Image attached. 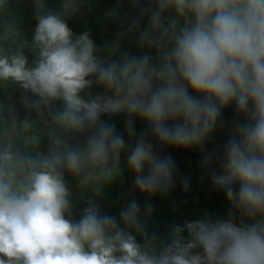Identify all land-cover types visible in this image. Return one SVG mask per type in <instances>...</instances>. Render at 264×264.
Returning a JSON list of instances; mask_svg holds the SVG:
<instances>
[{"label": "rangeland", "instance_id": "1", "mask_svg": "<svg viewBox=\"0 0 264 264\" xmlns=\"http://www.w3.org/2000/svg\"><path fill=\"white\" fill-rule=\"evenodd\" d=\"M41 1L39 0L38 4ZM92 1L70 0L66 8L73 10L80 6H88ZM127 1L129 0H119L118 5ZM144 1L152 12L153 20L144 29H128L123 35L129 43L126 47L116 48V40H113L109 46V41H106L104 48L96 50L90 39L80 43L73 34L57 35L56 20H46L29 29H16L7 35L0 33V36L6 39L22 37L21 43L11 42L12 51L3 54L2 58L16 57L27 60L32 63L30 66L34 72L39 70L42 79L57 85L55 92L42 103L36 98L29 97L0 103V264H21V260L30 257L16 253L14 245L17 243L16 236L18 237L20 228L13 220L17 212L10 207V200L17 186L28 179L31 180L38 175L46 179V193L49 195H61L63 190H69V198L61 205L60 210L64 219L70 221H73L72 214L79 211L80 206L85 213L89 215L92 213V207H86L91 201L89 197L88 200L86 198L88 191L80 190L84 184L78 182L77 171L86 172L89 168L94 160L91 153L93 148L101 146L100 151H107L108 143H112L109 150V165L123 162L131 169L129 177L131 182L133 180L142 186L148 184L155 176L150 177L144 173L146 162L148 164L163 162L172 153L161 156L152 155L149 151L129 153L125 151L122 140H120L122 145L120 144V148L114 153L113 145L119 139L112 142L113 134L119 131L123 123L153 119L156 115V103L160 98H165L173 112L179 113L186 98V88L196 87L197 91L194 94L196 98L216 97L212 75L218 65L217 49L221 52L228 49L249 51L252 58L243 65L256 74L257 81L255 91L240 107L241 112L237 115L234 127L222 130L227 138L225 153L239 149L244 155L246 166L240 171V178L232 184L235 186H231L229 198L233 202L235 213L225 220V228L217 239L214 240L215 236L209 238L211 241L214 240L210 246L224 242L233 258V264H256L263 258L259 255L260 249L251 236V231L257 232L259 234L257 239L264 244V214L253 211L248 190L251 176L256 172L257 175H261L263 166L257 164L258 159L250 162L248 157V151L256 146L255 143L250 144L248 127L253 118L249 132L252 139L258 141L260 133L255 121L260 117L258 108H264V53L261 54V50L254 47L264 43V0H221L223 4H220V0ZM166 5H170L171 8L167 15L162 16L160 10ZM232 12L237 14L236 18ZM254 18L262 26L252 32L247 26ZM226 26H234L236 29L247 27L244 29L245 36L240 40L233 35L231 38H224L223 28H227ZM46 36L53 38L46 41ZM78 42L79 47L76 48ZM205 48L210 50L207 58L192 60L189 59L191 56L185 55L190 52L198 53ZM15 49L16 55H13ZM98 52L101 53L97 54ZM182 55L187 57V61L176 59ZM171 61L174 64H171ZM94 126L96 129H92ZM256 143L258 147L255 151L261 147L259 141ZM256 154L258 155V152ZM91 168L97 173L86 180V187L91 191L98 189L96 200L102 201V205L109 204L114 213L126 219L128 216L125 213H129L131 206L138 204L139 201L138 197L132 195L134 193L132 185L128 195H123L124 192L117 191L115 183L107 184L108 176H105L108 169L101 171L98 166ZM163 179L158 177L155 185ZM143 205L144 218L133 224L134 233L145 228V225L153 227L156 216L155 226L162 224L160 216L154 213L155 209L147 202ZM192 210L182 220L188 222ZM145 214L151 218L145 217ZM204 216L206 211L201 209L197 218L201 220ZM81 217L82 215L79 219ZM205 218L211 219L212 216ZM214 220L213 218L208 235L214 234L219 228L218 221ZM240 221H244L243 224L246 226L240 225ZM3 231L5 237L8 236L6 239L10 240L8 245H13V248L8 250L13 257H7L6 252H3ZM245 232L251 236L253 244L250 241L240 243L233 241L236 233L239 235ZM68 233L69 231L63 234L64 240L59 243L55 255H64L65 252L60 251L68 247L67 254L70 256L71 264L83 256L90 258V250H83L84 245L88 244L85 240L90 236L89 231L81 229L63 247V242L69 238ZM191 238L189 237L190 240ZM155 241L152 240V243ZM163 244L164 242H159L155 245L159 247ZM178 244L181 246V243ZM23 246L27 247L20 241L18 249L23 250ZM219 246L222 248L223 256H228L226 247ZM92 247H98L94 241ZM182 247L177 254L183 257L196 253L195 249L202 250V246H195L189 250L186 249L187 246ZM238 248L240 255L236 253ZM69 250L72 251L68 252ZM168 253L172 254L169 250L164 251V254ZM237 257H241L242 260L236 261ZM200 258L202 256L198 257ZM172 259L173 261L169 263ZM152 262L183 264L175 262L173 256H169L167 263H164L166 261L157 254L153 255ZM92 263L100 264V258H94Z\"/></svg>", "mask_w": 264, "mask_h": 264}, {"label": "trees", "instance_id": "2", "mask_svg": "<svg viewBox=\"0 0 264 264\" xmlns=\"http://www.w3.org/2000/svg\"><path fill=\"white\" fill-rule=\"evenodd\" d=\"M69 1L43 0L41 7H37L35 0H0V30L29 29L43 21L56 20L57 35L70 33L71 36H77L80 43L90 39L97 50L104 48L106 41H109V46L113 40H116V48L126 47L129 43L123 37L124 33L128 29H144L153 20L152 12L144 0H129L121 5H118L119 0H94L88 6H80L73 10L66 8V3ZM220 4H223V1L220 0ZM170 8V5H166L160 10V14L167 15ZM231 14L237 17L235 12ZM261 26L254 18L247 27L254 32ZM226 27L223 28L224 38H231L233 35L240 40L245 36L244 29L247 27L240 29L234 26ZM230 31L233 32L229 34ZM49 38L48 36L47 39ZM11 42V39L0 37V51L12 50ZM254 48L261 50V54L264 53V43L255 45ZM209 52L210 50L205 48L198 53L190 52L185 55L191 56L189 59L192 60H201L207 58ZM216 52L218 65L212 75V86L217 92L216 97L196 98L194 94L197 88L193 86L186 88V98L179 113L173 112L165 98H160L156 103V115L153 119L130 122L122 131L121 139L128 152L147 150L154 155L172 153L163 162L146 166L147 173L168 175V178L158 181L159 183L148 190L153 195V199L147 204L155 209L154 213L160 216L162 224L158 226L154 224L155 227L145 225V228L133 232V242L125 246H116L129 251L126 256L128 264H142V262L153 264L147 250L149 252L153 250L154 255L162 256V260L166 262L172 255L179 257L181 263L189 264L200 254V251L183 257L177 254L182 250V246H187L186 249L189 250L208 242L211 237L221 235L225 228V220L233 214V202L229 198L231 186H235L232 184L240 178V171L245 160L244 155L237 148L228 154L225 153L227 138L222 130L234 127L240 107L256 87L257 77L252 70L243 65L252 58L249 51L228 49L221 52L217 49ZM185 55L176 59L187 61ZM171 64L174 62L171 61ZM12 68V64L11 66L0 65V103H8L11 99L21 97L36 98L44 102L55 92L57 88L55 83L44 82L40 75L28 74L29 76L21 77L12 75V71L9 72ZM259 110L264 111V108L260 107ZM261 111L259 119L255 121L260 133L258 141L261 144L257 151L255 149L258 147L256 143L258 141L252 139L249 132L251 127H248L250 144L257 145L253 150L248 151L250 162L255 160L253 156L257 155V152L256 158L264 162V113ZM249 125H253V118ZM107 164V154L100 153L93 167L98 166L101 171H105ZM130 174L124 164L116 163L111 172L106 175L108 176L107 184L115 183L119 190L127 186ZM257 174L256 172L251 176V189L248 184L249 201L253 211L263 215L264 174ZM46 186V179L37 176L18 185L11 200L17 208L14 221L21 227L20 237L16 236L17 241L23 242L24 245L32 243L36 250L35 256L24 258L21 264H40V261H42L41 264H71L67 251L59 258H53L54 250L57 248V241L64 237L65 232L69 231V238L66 240H70L78 234L81 227H75V223L73 226V222L70 223L69 229L65 226L60 207L67 202L69 190L62 191L61 195H49L46 193ZM205 193H207L206 199L203 200L202 195ZM133 208L136 209L135 205ZM201 209L206 211V216L199 220L197 215ZM190 210L192 212L189 215V221L182 220ZM77 214V212L73 213L72 217H76ZM145 216L151 217L148 214ZM209 216L212 218H205ZM105 218L109 219L111 215ZM213 218L214 221H218L219 228L214 234L208 235ZM240 222V225L246 226L243 224L244 221ZM161 232H165L164 235L159 234ZM237 233L233 238L236 243L250 241L253 244L250 237H254L260 249L259 255L263 257L256 264H264V244L257 239L259 234L253 231L251 236L246 232L239 235ZM189 237H192L191 240ZM152 240L156 241L152 243ZM85 241L88 244L84 245L83 250H90V258L80 257L73 264H93L94 258H101L110 253V244L105 240L97 242L88 236ZM92 241L98 246L97 248L92 247ZM159 242H164V246L170 249L172 254H164L167 250L163 251L155 245ZM178 243H181V246ZM2 245L3 252L10 248L5 241ZM221 250L214 252V260L209 264H233L232 257L223 256ZM140 251L146 256L142 257ZM236 253L240 255L239 248ZM237 259L242 260L241 257H237L236 261Z\"/></svg>", "mask_w": 264, "mask_h": 264}, {"label": "crops", "instance_id": "3", "mask_svg": "<svg viewBox=\"0 0 264 264\" xmlns=\"http://www.w3.org/2000/svg\"><path fill=\"white\" fill-rule=\"evenodd\" d=\"M94 1V0H93ZM68 3V2H67ZM66 3V4H67ZM16 30V29H15ZM8 31H13V30H7L6 31V33H3V34H6L7 35V33H8ZM21 32V31H20ZM11 41H19L20 43L22 42V37H13L12 39H11ZM30 64H32L31 62H29V61H27V60H20L19 62H17L16 63V72L18 73V74H21V75H23V76H26V75H28L30 72H34L33 71V68H31V66H30ZM29 66V69H27L28 68V66ZM38 75H40V72H39V70L36 72ZM128 118H129V116H128ZM126 125H128V124H122V126H121V128L119 129V131L118 132H116L115 134H113V140H112V142L114 141V140H116V139H119L114 145H113V148H112V150L114 151V153H115V151L116 150H118L119 148H120V146L122 145L121 144V142H120V140H122V139H120V136H121V134H122V131H123V129H124V126H126ZM263 126H264V121H263ZM230 129V128H229ZM250 140H251V138H249ZM112 143H108V147H107V151H100V150H102V148H101V146L100 147H98V148H96V149H92V154L94 155V160H93V162L91 163V165L89 166V168L86 170V172H84L83 170H81V171H77V174H78V176H79V178H78V182H80V184H84V185H82V187H81V189L80 190H87L88 191V194H87V200H88V197H89V201H91V203L90 202H88L89 203V205L88 206H86V207H92V213L89 215L88 213H85V211H84V209H82L81 208V206H80V208H79V211L77 210V211H75L74 213H78L77 214V216L76 217H79L80 215H82V218H84L85 217V215H87L88 217H89V219L90 220H96V221H98V220H100V224L99 225H101V226H99V227H97V226H95V225H93V226H91L90 228H89V230H90V232L92 233V234H90V236L92 237V238H94L95 236H96V234H99L101 231H105V230H108V229H110L111 227H114L115 228V231H116V233H119L117 230H118V226H122L121 224H120V221H118L117 219H114V221L113 222H110V224L109 223H107V219L104 217L105 215H106V212H107V210L109 211V212H111L112 214H115L116 215V213H114L113 211H112V209H111V207H110V205L109 204H107V205H102L101 203H102V201H100V202H98L97 200H96V196H97V193H98V189L97 190H93V191H91L88 187H86V180H88V179H90L91 178V175H94V174H96L97 172H95V171H93V169L91 168V167H93L94 166V164H95V162L97 161V156H99L100 155V153H105V154H107V161H108V164H107V167H106V169H108L109 171L107 172V174L108 173H110L111 172V170H112V168H114V165L116 164V163H114V165H109V150H110V145H111ZM121 144V145H120ZM98 151V152H97ZM67 152H69V151H67ZM126 152H128L127 150H126ZM151 153V152H150ZM152 154V153H151ZM152 155H154V154H152ZM162 155H164V154H162ZM226 155V154H225ZM161 156V155H160ZM218 156H220V155H218ZM166 160V159H165ZM122 164H124L128 169H129V171H130V173H131V169L128 167V165L127 164H125V163H123V162H121ZM157 163H161V162H156V163H153V164H157ZM148 165V163L146 162V165H144V173L147 175V176H150V177H153V176H155L153 179H151L150 180V182L148 183V184H146V185H138V183L137 182H134L133 180H132V182H131V180H130V183H129V185L128 186H126L125 188H123L120 192H123L125 189H127L128 187H130L131 185V187H132V189H134V193L132 194V195H134V196H136V197H138L139 198V201H138V204H140V207L135 211V214H136V217H137V219H141V218H144V210H145V208L144 209H142V204H144L145 202H148V203H150V202H152V199H153V195L148 191L156 182H157V180H158V177H160V178H168V175H166V174H162V175H159L158 173H147L146 172V166ZM246 166V162H244L243 163V165H242V168H244ZM79 169V168H78ZM105 169V170H106ZM106 174V175H107ZM163 176V177H162ZM107 177V176H106ZM116 187H117V184H116ZM63 191H65V190H63ZM143 194V195H142ZM142 195V196H141ZM142 199H143V201H142ZM11 202V201H10ZM138 204H134L135 205V207L138 205ZM9 205H10V203H9ZM133 205V206H134ZM133 206H131V208H133ZM10 207L14 210V211H16L17 212V208L12 204V202H11V205H10ZM107 209V210H106ZM118 215V214H117ZM150 216V215H149ZM91 217V218H90ZM155 219H156V217H155ZM155 219L153 220V225H154V222H155ZM13 220H15V218L13 219ZM65 220V219H64ZM73 222V226H74V223H76L77 224V227H79V221H78V219L77 220H65V226H67V227H69L70 226V223H72ZM14 224L16 225V223H15V221H14ZM76 224H75V227H76ZM20 229H21V227L20 226H18ZM154 227V226H153ZM71 228H72V226H71ZM121 228V227H120ZM81 229V228H80ZM68 230V229H67ZM5 232H3V236H4V241L6 242V238H8V236L7 237H5ZM18 237H20V230H19V233H18ZM62 240H64V239H59V242H61ZM9 242H10V240H7V244H9ZM58 242V241H57ZM9 246V245H8ZM18 246H20V241H17V243H16V245H14V248L18 251V252H20V254H24V255H30V257L31 256H35V252H36V250H35V247L32 245V244H28V245H26L27 247H24L23 246V250H19L18 249ZM10 248H11V246H10ZM25 248H28V249H25ZM57 249L58 248H56L55 250H54V255H53V258H59L60 256H61V254H60V256H56L55 254H56V251H57ZM67 249H68V247H65V248H63V250H61L60 252H62V251H64V252H66L67 251ZM9 249H7V251H6V255H7V257H13L12 256V254H11V252L9 253V251H8ZM29 257V258H30ZM28 259V258H27Z\"/></svg>", "mask_w": 264, "mask_h": 264}, {"label": "clouds", "instance_id": "4", "mask_svg": "<svg viewBox=\"0 0 264 264\" xmlns=\"http://www.w3.org/2000/svg\"><path fill=\"white\" fill-rule=\"evenodd\" d=\"M38 1L39 0H35V3H36V5H37V7H41V5L43 4V0L41 1V3L40 4H38ZM15 30V29H12V28H5V29H3V30H0V33L3 35V33H6V31L7 30ZM18 30V29H17ZM19 30H22V29H19ZM8 32H10V31H8ZM1 38H4L3 36H0ZM47 37L48 36H46V41H48V39H47ZM50 38V40L53 38V37H51V36H49ZM40 43H42V42H40ZM12 50H5V49H3V50H1L0 51V61H3V62H0V65H5V64H7V65H10L11 66V64L13 65V68L11 69V70H9V72L10 71H12V75H16V76H23V75H21V74H18L17 72H16V63L17 62H19L20 60H22L21 58H16V57H14V58H11V59H5V58H2L3 56V54H8V53H10ZM13 55H16V53H14V51H13V53H12ZM27 69H29V68H27ZM14 70V71H13ZM31 74H33V75H38L36 72H30L29 73V75H31ZM29 75H26V76H29ZM32 76V75H31ZM40 78H41V76H40ZM41 80H43L44 82H46L44 79H42L41 78ZM47 83H51V82H47ZM57 87V86H56ZM255 89H256V87L253 89V91H252V94H253V92L255 91ZM251 94V95H252ZM251 95L249 96V98L251 97ZM248 98V99H249ZM247 99V100H248ZM246 100V101H247ZM42 103V102H41ZM38 104H40V103H38ZM260 109V107L258 108V110ZM259 111H261V110H259ZM241 111H238V113H240ZM261 112H263L264 113V111H261ZM238 113H237V115H238ZM236 115V116H237ZM140 121V120H139ZM130 122H126L125 124H129ZM133 123V122H132ZM134 123H136V122H134ZM125 127V126H124ZM250 127H252V126H250ZM92 129H96V127L94 126V127H92ZM123 144V143H122ZM123 146H124V144H123ZM257 146V145H256ZM108 147V146H107ZM125 148V147H124ZM125 151H126V148H125ZM138 151H147V150H138ZM135 152H137V151H135ZM129 153H133V152H129ZM257 157V155H255V156H253V158L256 160V159H258V158H256ZM261 164V166H263V168H262V174H264V164H263V162L262 161H260V160H258V162H257V164ZM258 173V172H257ZM38 176H40V175H38ZM40 177H42V176H40ZM251 179L252 178H250V180H249V184H250V181H251ZM29 180V179H28ZM25 182H27V181H25ZM24 183V182H23ZM129 183H130V181H129ZM129 183L127 184V186L129 185ZM126 187V186H125ZM125 187H123V188H125ZM123 188H121V189H119V190H117L118 192H120ZM129 188L130 187H128L127 189H125L123 192V195H128V190H129ZM126 192V193H125ZM143 195V194H142ZM206 195H207V193H205V194H203L202 196L204 197V198H202V199H206ZM14 196V195H13ZM207 197H209V196H207ZM11 200H12V198H11ZM10 200V201H11ZM138 205H140V204H138ZM138 205L136 206V209H134V208H130V210H129V213H125V215H127L128 217L126 218V219H124L122 216H120V215H115V214H112L111 212H109L107 209V212H106V215L104 216V217H107V215H111V218H109V219H107V223H109L110 224V222H113L114 221V219H117L118 221H120V224L122 225V226H118V232L119 233H116V231H115V228L114 227H111L110 229H108V230H105V231H101L99 234H96V236L94 237V239L97 241V242H100V241H102V240H105L107 243H109L110 244V253L108 254V255H106V256H102L101 258H100V264H128L127 263V260H126V256L129 254V251H125L124 249H121V248H117L116 246H125V245H128V244H130L131 242H133V232H132V229H133V224H135V223H139V221L141 220V219H143V218H141V219H137V217H136V214H135V211L138 209ZM142 206V209H144V205L142 204L141 205ZM119 213H121V212H119ZM235 213V210H234V212H233V214ZM231 216V215H230ZM229 216V217H230ZM146 217V216H145ZM73 220H77L78 219V221H79V226L81 227V229H87L88 231H89V233L90 234H92L91 232H90V230H89V228L91 227V226H93V225H95V226H97V227H99V226H101V225H99L100 224V220H98V221H96V220H90L89 219V217L87 216V215H85V217L84 218H80L79 219V217H71ZM91 218V217H90ZM147 218H151V217H147ZM126 221H128V222H126ZM155 221H156V219H155ZM154 224H155V222H154ZM16 226H18L17 224H16ZM102 227V226H101ZM121 227V228H120ZM155 227V226H154ZM174 227V226H173ZM169 228V227H168ZM167 230V229H166ZM164 233L165 232H161V233H159V234H161V235H164ZM220 236V235H219ZM217 237L218 236H215L214 237V240L215 239H217ZM158 239V238H157ZM156 239V240H157ZM214 240H209L208 242H206V243H202V244H200V245H198V246H202V250H200V249H196V251L195 252H197L198 250L200 251V254H198V256H196L195 257V259H194V261H191L189 264H209L212 260H214V257H215V255H214V252L216 251V250H220V249H222L221 248V246H219V245H223V246H225L226 247V250H227V254L230 256V254H229V249H228V247H227V245L224 243V242H221V244H217V245H215V246H210V244L214 241ZM68 241L69 240H65V242H63V244H62V246L64 247V244H66V243H68ZM59 241H58V243H57V248H58V245H59ZM26 246V245H25ZM205 246V247H204ZM163 251H164V249L165 250H170V249H167L166 248V246H164V244H163V246H159ZM11 248H13V245H11ZM16 250V249H15ZM17 251V250H16ZM172 251H174V250H172ZM147 253H150V256H151V258L153 257V255H154V253H153V250L151 251L150 250V252L147 250L146 251ZM16 253H19L20 254V252H16ZM210 253H213V254H210ZM15 255V254H14ZM140 255L142 256V257H145L146 255L144 254V252H142V251H140ZM204 255H206V256H204ZM172 256V255H171ZM199 256H202V258H200V259H198V257ZM174 258H175V262L176 261H178V262H180L179 261V257H176V256H173ZM232 257V256H231ZM122 259H124L123 260V262H121V260ZM233 259V258H232ZM173 261V259L169 262V263H171ZM164 263H167V262H164ZM181 263V262H180ZM168 264V263H167Z\"/></svg>", "mask_w": 264, "mask_h": 264}]
</instances>
